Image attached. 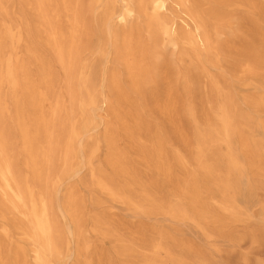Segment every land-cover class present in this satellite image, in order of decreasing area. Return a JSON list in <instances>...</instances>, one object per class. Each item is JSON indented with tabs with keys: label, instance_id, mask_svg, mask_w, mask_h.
<instances>
[{
	"label": "bare ground",
	"instance_id": "obj_1",
	"mask_svg": "<svg viewBox=\"0 0 264 264\" xmlns=\"http://www.w3.org/2000/svg\"><path fill=\"white\" fill-rule=\"evenodd\" d=\"M95 54L106 59L100 69L90 63ZM252 77H264V0H0V264H26L27 244L33 264H56L67 242L52 193L84 166L92 183L113 198L134 206L136 195L155 201L151 183L119 148L120 130L166 182L182 180L168 213L187 216V202L200 218L222 221L211 205L217 202L235 217L223 192L238 185L244 168L235 138L248 159H264V152L236 129L237 118L246 125L247 115L232 112L228 86H248ZM201 80L221 102L204 130L187 105L194 127L187 136L178 109ZM98 85L119 128L99 116L109 174L92 166L100 140L89 151L84 144L97 123ZM243 101L264 105V92L243 95ZM153 112L165 116L188 153L175 148L169 160L163 131L147 125ZM189 161L199 173H188ZM208 182L220 186V195L201 196L198 188ZM78 209L70 190L61 212L71 216L75 228L68 233L77 239Z\"/></svg>",
	"mask_w": 264,
	"mask_h": 264
},
{
	"label": "rangeland",
	"instance_id": "obj_2",
	"mask_svg": "<svg viewBox=\"0 0 264 264\" xmlns=\"http://www.w3.org/2000/svg\"><path fill=\"white\" fill-rule=\"evenodd\" d=\"M109 50V48H108ZM108 52V51H106ZM90 63L97 69L106 63L105 57L92 55ZM214 70L212 69V72ZM234 80V77H231ZM248 86H238L234 82L228 86L231 95V110L235 115H247V124L240 118L235 123L243 137L260 142V151L264 152V105L244 103L243 95L253 94L257 90L264 92V77H252ZM190 93L184 96L179 111L183 109L181 119L184 133L192 136L193 123L185 116L187 105H192L196 114V125L199 129L206 128L205 118L212 119V111L221 99L215 97L204 80L197 84ZM99 97L95 108L97 123L89 132L90 140H85L87 151L93 141L100 140L99 149L93 158V167L104 173H111L107 163V148L103 142L105 125L99 116L110 120V128L119 131L118 123L102 102L101 87L98 85ZM220 101V102H219ZM178 111V112H179ZM148 113V112H147ZM146 113V114H147ZM181 116V112L177 115ZM214 121V120H211ZM147 125H158L169 144L168 158L172 162V151L179 148L187 152L174 138L172 125L165 121L164 115L150 113ZM119 148L126 151L131 167L144 180L151 183L149 193L155 201H143L139 195L134 197V206L113 198L97 188L91 181L90 171L82 167L77 173L65 178L62 184L52 193L53 212L58 226L65 233V241L61 258L56 264H264V159L255 155L247 158L240 151V142L235 138L234 153L244 168L238 179V185L225 189L224 198L236 215L220 210L217 202L211 203L215 216L222 221H213L211 217L200 218L194 208L187 202L183 207L187 216L172 215L168 209L177 203L174 193L176 188L183 187L182 180L166 182L164 177L149 167L134 149L127 143L123 132L119 131L117 140ZM223 150V146L219 150ZM188 153V152H187ZM253 162V164H252ZM253 165H258L259 168ZM23 168V166H20ZM189 174L199 173L197 165L189 161ZM176 171L174 172V174ZM185 175V173H184ZM220 186L208 182L198 188L205 198L211 194L220 195ZM72 191L79 205L78 239L68 233L75 228L69 215H63L61 208L64 195ZM213 202V201H212ZM4 219L0 217V224ZM77 221V220H76ZM15 239L17 234H13ZM162 243L163 249L155 250L154 245ZM79 252V253H78ZM26 264H33L29 245H26Z\"/></svg>",
	"mask_w": 264,
	"mask_h": 264
}]
</instances>
